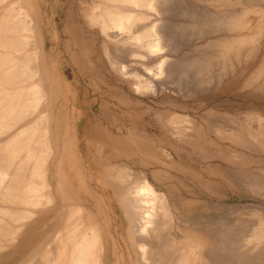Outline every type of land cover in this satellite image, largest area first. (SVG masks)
<instances>
[{
    "label": "bare ground",
    "instance_id": "6f19581e",
    "mask_svg": "<svg viewBox=\"0 0 264 264\" xmlns=\"http://www.w3.org/2000/svg\"><path fill=\"white\" fill-rule=\"evenodd\" d=\"M52 1L0 0V264H199L172 153L137 170L78 121L153 100L173 148L264 160V0H63V21ZM251 229L211 254L264 264V219Z\"/></svg>",
    "mask_w": 264,
    "mask_h": 264
},
{
    "label": "rangeland",
    "instance_id": "374dc122",
    "mask_svg": "<svg viewBox=\"0 0 264 264\" xmlns=\"http://www.w3.org/2000/svg\"><path fill=\"white\" fill-rule=\"evenodd\" d=\"M52 2L54 13L63 21L66 11L65 5L62 3L63 0H53ZM78 97L76 96L74 104L82 107V94H80L81 98ZM195 99L197 103H195ZM195 99L191 105L199 104L203 97L198 95ZM151 101L153 100H150L149 103L151 108L142 109L135 114L130 110L120 112L114 105L111 109L106 110L101 105L95 104L92 111L86 108L82 109L78 129L84 134L86 131L92 132L99 142L104 143L107 148L106 154L110 156V159H112L113 152L119 143L125 156V163L128 162L126 164L137 170L143 168L146 158H149L150 154L147 153L146 148L158 147L160 155L158 154L157 157L159 160H162L160 148L171 152L174 160L168 163V170L177 190L176 203L185 208L184 211L190 218L189 226L192 238L195 239L201 235L205 240L204 259L200 260L199 264H218L220 262L228 264L229 261L224 259L227 258L225 255L218 256L217 260L215 254H211L214 248L213 244L220 237L228 240L225 236H228L230 227H233L235 232L238 231L237 235L242 234L239 236L240 239L250 237L253 232L251 227L253 228L258 224V221L261 222L264 219V160L230 162L218 159L210 161L197 158L194 154L196 147L173 148L167 131L159 123L162 116L156 112L155 102ZM197 115L195 116L199 118V114ZM118 129H123V136L119 135ZM133 133L137 135V139L133 137ZM190 152H192V156L189 155ZM90 157L93 171L99 172L93 151H90ZM234 212L236 214L233 215ZM217 227H220L219 230ZM249 257L251 258V255ZM219 259L223 260L219 261ZM235 264L243 263L237 261Z\"/></svg>",
    "mask_w": 264,
    "mask_h": 264
}]
</instances>
